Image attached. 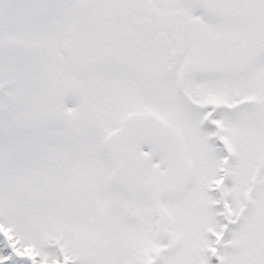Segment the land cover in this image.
<instances>
[{
	"label": "snow or ice",
	"instance_id": "snow-or-ice-1",
	"mask_svg": "<svg viewBox=\"0 0 264 264\" xmlns=\"http://www.w3.org/2000/svg\"><path fill=\"white\" fill-rule=\"evenodd\" d=\"M0 264H264V0H0Z\"/></svg>",
	"mask_w": 264,
	"mask_h": 264
}]
</instances>
